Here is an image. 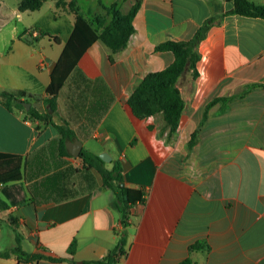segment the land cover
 Segmentation results:
<instances>
[{
    "label": "crops",
    "instance_id": "crops-1",
    "mask_svg": "<svg viewBox=\"0 0 264 264\" xmlns=\"http://www.w3.org/2000/svg\"><path fill=\"white\" fill-rule=\"evenodd\" d=\"M20 1L0 0V91H24L42 101L49 97L51 73L74 28L71 4L90 22L103 16L108 24L114 3L127 13L137 0H114L109 6L99 0L85 13L78 0H66L70 10L50 16L52 25L61 21L53 33L41 28L39 17H33L37 11H20ZM233 7L227 0H141L135 32L113 61L101 41L88 48L73 76L91 80L86 104L94 101L96 124L73 123L74 140L82 141V150L108 153L110 167L119 161L124 185L143 190L144 201L130 209L124 227L111 189L44 205L32 202L26 190L23 202L0 209V251L7 253L0 255V264H95L119 247L123 234L126 244L118 264H264V86L212 106L197 142L188 147L210 102L264 83V19L226 14ZM222 15L198 47V76L187 68L178 79L185 108L176 133L170 135L161 114L134 116L128 100L135 89L148 74L174 61L172 52L155 47L190 40L206 19ZM32 30L38 40L25 41ZM69 92L66 83L56 124L68 119ZM56 137L51 125L9 110L0 99V160L27 157ZM78 158L70 161L80 167ZM18 236L23 251L43 258L24 260L12 252ZM73 241L76 250L70 255Z\"/></svg>",
    "mask_w": 264,
    "mask_h": 264
},
{
    "label": "trees",
    "instance_id": "trees-1",
    "mask_svg": "<svg viewBox=\"0 0 264 264\" xmlns=\"http://www.w3.org/2000/svg\"><path fill=\"white\" fill-rule=\"evenodd\" d=\"M45 1L21 0L19 10L22 12L40 10ZM227 1H232L234 7L226 14L264 19V4H256L252 0ZM71 6L75 11L76 20L73 31L51 73V83L47 88L49 97L41 101L39 98L27 95L24 91H0V99L9 110H21L26 114V118L49 124L58 134V137L27 157L0 160V209L7 210L10 206L23 202L26 198V190L32 202L44 205L74 198L85 191H89L91 195L108 188L114 192L112 205L121 213L124 227H128L129 211L135 204L144 201L145 192L124 185L123 168L119 161L113 162L110 167L99 155L83 149L78 158L80 167L76 166L70 161L73 156L69 153L66 144L78 136L77 131L72 127L73 123L80 124L84 120L93 127L96 124V120L92 118L93 114L97 113L94 101H91L89 105L86 104L91 80L86 77L82 78L77 73L73 76L74 71L78 72L79 60L96 41H101L111 50L110 61H113V54L124 50L131 35L135 32L133 22L141 7V0H137L127 13H123L118 4L114 3L108 8V15L112 16L108 24L103 16H97L94 22H90L75 8V2ZM222 17L223 15L206 19L190 40H167L155 47V51L172 52L174 61L165 69L148 74L135 89L128 100V106L134 116L147 118L161 114L166 126L170 129V135L176 133L185 108L184 100L177 87L178 79L187 68L193 70L194 78L198 76L197 64L201 58L198 47L206 38L211 26ZM33 32V30L30 31L24 40L37 41L38 39L33 37ZM40 35L43 37L48 33L40 31ZM54 39L60 42L59 38L54 37ZM82 82L85 85H81ZM66 83L70 86V92L66 94V97L70 99L72 105L67 108L68 119H64L62 124H56L53 117L58 113V99ZM260 86H264V83H251L239 94L219 97L210 102L199 127L192 134L188 147L191 149L197 142L200 129L204 126L212 106L218 103L226 105L245 95L250 89ZM30 100L43 102L47 107L46 112H41L35 107L27 110L23 102ZM104 102L106 112L112 102V97ZM17 176L24 177V184L9 185V180ZM17 242L18 245L12 252L20 258L24 260L43 258L41 254H29L23 251L19 246V236ZM125 244L126 237L123 234L119 247L104 259L94 263L118 264L119 258L124 253ZM75 250L76 241H73L68 249L69 254L73 255ZM0 255H7V253L0 251ZM49 258L53 261L64 259ZM182 264H190V262L185 261Z\"/></svg>",
    "mask_w": 264,
    "mask_h": 264
},
{
    "label": "rangeland",
    "instance_id": "rangeland-1",
    "mask_svg": "<svg viewBox=\"0 0 264 264\" xmlns=\"http://www.w3.org/2000/svg\"><path fill=\"white\" fill-rule=\"evenodd\" d=\"M98 1L99 0H78V3H79V7L81 8L82 12H84L89 7L94 8ZM101 1L105 5L109 6L111 4V2L114 0H101ZM55 3L56 4H54V0H46L44 2V4L42 5L40 11L37 10V12H35L33 14L34 15L33 17L35 19L39 17V22H40L39 24H41L40 25L41 28H43V30H48V32H51V33H53L54 28L59 27V25L61 23V21H59L56 26H55V24L52 25V19L50 18V16L53 14V12H56L58 15H60V14L64 13L65 10H68V11L70 10L65 6L66 0H56ZM51 4H52V9H50ZM32 19L33 18H29L28 21L31 22ZM42 38L47 39L48 35L43 36ZM88 146H86V148H89ZM22 180H23V176H17L15 178H13V180H9L8 183L16 182L17 184H19V183L23 182Z\"/></svg>",
    "mask_w": 264,
    "mask_h": 264
},
{
    "label": "water",
    "instance_id": "water-1",
    "mask_svg": "<svg viewBox=\"0 0 264 264\" xmlns=\"http://www.w3.org/2000/svg\"><path fill=\"white\" fill-rule=\"evenodd\" d=\"M25 108L27 110H29L30 108L32 107H35L37 109L40 108V103L38 102H35V103H32V102H23ZM67 146V149L69 150L70 154L75 157V158H78L82 152V148H83V143L81 140L79 139H76L74 141H69L67 142L66 144ZM99 157L105 161V162H111L112 158L110 157V155H108V153H102L99 155Z\"/></svg>",
    "mask_w": 264,
    "mask_h": 264
},
{
    "label": "built area",
    "instance_id": "built-area-1",
    "mask_svg": "<svg viewBox=\"0 0 264 264\" xmlns=\"http://www.w3.org/2000/svg\"><path fill=\"white\" fill-rule=\"evenodd\" d=\"M129 221V220H128Z\"/></svg>",
    "mask_w": 264,
    "mask_h": 264
}]
</instances>
